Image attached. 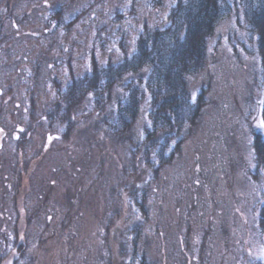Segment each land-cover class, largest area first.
Listing matches in <instances>:
<instances>
[{
    "label": "rangeland",
    "instance_id": "374dc122",
    "mask_svg": "<svg viewBox=\"0 0 264 264\" xmlns=\"http://www.w3.org/2000/svg\"><path fill=\"white\" fill-rule=\"evenodd\" d=\"M257 1L224 0L207 65L190 79L201 114L155 173L106 135L87 101L67 111L60 93L93 60L131 55L174 0H0V264H134L135 227L151 264H264L253 150L264 75L246 11ZM146 124L142 113L137 132ZM144 192L145 210L130 197Z\"/></svg>",
    "mask_w": 264,
    "mask_h": 264
},
{
    "label": "trees",
    "instance_id": "16d2710c",
    "mask_svg": "<svg viewBox=\"0 0 264 264\" xmlns=\"http://www.w3.org/2000/svg\"><path fill=\"white\" fill-rule=\"evenodd\" d=\"M223 6L224 0H174L166 24L146 25L131 55L106 66L93 60L90 72L74 79L60 93L64 109L69 111L87 101L91 113H100V126L106 135L126 145L134 160L155 173L171 165L181 153L183 131L197 123L203 108L202 96L193 99L190 79L207 65L208 39L225 17ZM248 6L251 16L247 21L258 36L264 75V0ZM120 17L118 14L116 19ZM51 21L64 23L62 14L51 16ZM142 113L149 125L137 132ZM255 138V162L264 170V137L258 134ZM137 196L130 195L144 209L146 193L141 203ZM259 225L264 233V204L259 210ZM138 228L133 230L136 237L127 243V252L134 264H151L146 255H139Z\"/></svg>",
    "mask_w": 264,
    "mask_h": 264
},
{
    "label": "snow or ice",
    "instance_id": "6c2138e0",
    "mask_svg": "<svg viewBox=\"0 0 264 264\" xmlns=\"http://www.w3.org/2000/svg\"><path fill=\"white\" fill-rule=\"evenodd\" d=\"M258 126L261 128H264V121H261ZM260 256H261V258H264V250L261 251Z\"/></svg>",
    "mask_w": 264,
    "mask_h": 264
}]
</instances>
